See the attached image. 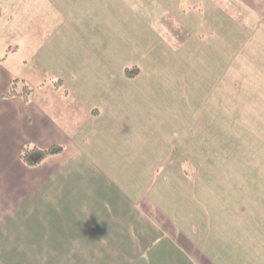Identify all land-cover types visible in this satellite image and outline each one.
Masks as SVG:
<instances>
[{
	"label": "crops",
	"instance_id": "0c3cea01",
	"mask_svg": "<svg viewBox=\"0 0 264 264\" xmlns=\"http://www.w3.org/2000/svg\"><path fill=\"white\" fill-rule=\"evenodd\" d=\"M43 1L46 79L0 57V264H264V144L245 176L195 140L264 138V0Z\"/></svg>",
	"mask_w": 264,
	"mask_h": 264
},
{
	"label": "rangeland",
	"instance_id": "374dc122",
	"mask_svg": "<svg viewBox=\"0 0 264 264\" xmlns=\"http://www.w3.org/2000/svg\"><path fill=\"white\" fill-rule=\"evenodd\" d=\"M56 18L53 10H50L43 0H0V57H7L8 62L18 64L15 72H18L21 79L20 88L25 84L35 88L39 80L46 79V73L34 64L32 55L37 51L48 24L50 21H56ZM147 18L155 19L150 15ZM34 35L37 37L36 41ZM24 80L26 82H23ZM199 108L200 106L195 107ZM232 109L233 107H230L229 111ZM230 118L227 121L205 123V138L195 140L203 143L200 149H205L207 164L222 166L234 163L238 167L241 165L242 169L248 168L253 157L249 154V149H260L264 138L257 137L259 125L254 132L251 130V123L242 122L239 126L237 124L240 122L236 123ZM217 149H222L225 156H218L215 152ZM241 174L246 176L248 171L243 169L236 173Z\"/></svg>",
	"mask_w": 264,
	"mask_h": 264
},
{
	"label": "trees",
	"instance_id": "16d2710c",
	"mask_svg": "<svg viewBox=\"0 0 264 264\" xmlns=\"http://www.w3.org/2000/svg\"><path fill=\"white\" fill-rule=\"evenodd\" d=\"M139 70H131L127 69L126 74L128 77L133 78L138 74ZM24 82V81H23ZM21 81L18 78L13 79L10 90L7 94V96H13V95H23L28 96L33 92V89L30 88L28 85H24L21 88V92H18V85H20ZM56 85L61 87L63 86V81L61 79L55 81ZM61 147H51L48 149H40L37 146H26L22 153V159L27 163L28 165L35 166L43 162L45 158L51 155L58 154L61 151Z\"/></svg>",
	"mask_w": 264,
	"mask_h": 264
}]
</instances>
